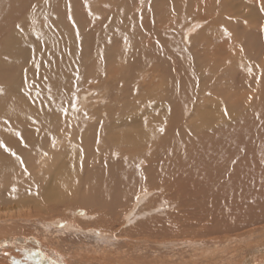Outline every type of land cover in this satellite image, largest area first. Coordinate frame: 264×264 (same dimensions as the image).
Returning a JSON list of instances; mask_svg holds the SVG:
<instances>
[{
    "label": "bare ground",
    "instance_id": "obj_1",
    "mask_svg": "<svg viewBox=\"0 0 264 264\" xmlns=\"http://www.w3.org/2000/svg\"><path fill=\"white\" fill-rule=\"evenodd\" d=\"M166 1L150 0L155 7L149 2L148 5L158 9L160 16L165 17L164 13L169 9L167 7L162 9L160 6H166ZM254 1L258 4L262 3V0ZM171 2L170 9H174V12L184 10L193 3L188 0H171ZM194 2L199 3L197 7L200 6V10L205 8L206 13L202 11L201 13L204 16L213 17V21L210 24L211 29L200 34V40H197L200 43L196 42L198 45H193L198 48L188 60L187 54H184L186 50L183 51L185 48L181 51L174 44L175 41L170 40L167 35L168 23L176 20V16L172 15L174 12H171L172 16L165 17L166 20L160 22L161 37L156 39L146 31L149 26L152 32V24L141 23L140 15L133 19L134 9L131 10L130 19L126 16L125 9L116 16H112L111 23L108 19L109 24L113 25L116 31L107 41L104 36L105 31L101 30L102 35L98 39V35L88 30L89 27L85 28L82 23L80 25L74 22L72 18L74 15L71 13H67V17L64 16V12L62 16L54 13L57 16L55 21H59L60 18V21H63L61 24L65 31L49 33L48 37L50 39L54 37V40L48 43L49 47L46 51L34 49L36 44L33 47L35 39L32 35L21 37L15 34L14 39L8 43L11 45H5L2 55L3 62L14 65L16 69L32 70L39 65L40 78L37 75L32 77L36 79L37 88L31 97L30 93L23 96L24 104L23 102L19 104L20 106L22 104V107H16L13 104L14 108L9 112L10 102H7L5 106L2 104L1 120H9L12 123L20 120L30 129L33 126L37 134V138L31 145L34 150L45 146L49 157L57 161L64 157L63 173L65 174L72 173L75 169L85 173V196L88 206L93 210L106 211L108 215L122 212L121 216L126 217L125 219L129 222L138 221L134 230L130 232L131 226L128 232L124 233L125 236L116 237V241L124 240L123 245L126 243V246L135 244V248L139 247L137 249L147 247L151 243L152 246L154 244L159 247L190 245L189 240L165 242L159 241L164 238L158 239L152 236V240H149L142 235L144 231L148 232V226H151L150 223L155 218L151 216L141 220L142 217L146 218L149 215L133 216L135 210L131 209L129 212L125 205L127 201L141 200L144 197L142 191L150 193L165 188L162 193L168 190L170 197L186 207L189 206L191 199L198 206L203 205L201 207L205 215L224 213L225 211L222 210L224 206L233 205L235 209L238 207L236 216L240 217V225H249L253 221L260 222L264 216L262 213L264 211V36H262L263 42L259 44L248 28L251 36L245 38L248 35L246 24L242 26V33L240 32L242 37L234 36L241 29L240 23L245 21L239 18L234 20V15L230 13L231 8H234L232 0H194ZM136 6L135 3L134 7ZM138 8L140 9L139 6ZM187 11V9L184 10L185 14L182 17L189 15ZM232 16L234 19H231ZM207 19L205 18L208 22ZM103 20H105L104 17L101 21ZM257 30L264 33V25ZM258 31L257 34H259ZM243 34L246 35L243 36ZM44 36L40 38L45 40ZM40 38L38 40L43 42ZM133 38L135 42H131ZM201 38H204V41ZM39 44L42 45V43ZM144 48L152 50L153 55L140 56ZM33 49L39 56L36 67H31L33 60L29 58L30 54L35 58ZM249 61L250 64L246 68H255L258 73L256 78L246 76L249 71L243 70L240 65ZM169 62L176 68L172 70L175 74V84L182 87L177 94L179 99L185 104H190L194 99L197 103H201L197 111L202 115L194 122L187 123L186 119L191 113L193 114L191 106L185 107L184 104L173 99L176 96L171 89L167 66ZM203 65H210L213 70L202 75L196 73L194 82L187 78L186 73L189 69H196ZM140 71L143 72L140 75L141 78L145 73L157 72V75L151 74L152 78H145L147 83L138 84L134 77L135 73ZM78 77H85V88H103L101 93L91 99L107 101H104L107 109L100 106L95 107L94 111L85 112L86 117L92 119L95 114L100 117L101 111L107 110L109 116L105 119L98 118L100 121L97 126L93 125V128H90L88 124L90 121H85V128L81 126L80 119L83 117L77 111L74 116L69 117L70 120L65 117V113L70 111L71 86H74V80ZM1 78L5 85V80L9 78L5 75ZM252 79L255 80L252 81ZM165 80H167V87L163 85ZM153 82L164 86L163 89L168 88L166 89L168 93L162 91L160 87L155 89H153L154 86L150 87ZM158 83L156 86H159ZM192 83L194 86L189 85ZM186 84L189 90L185 92ZM208 92L213 96L209 98V102L200 98ZM94 102L90 108L94 106ZM76 103L78 106L79 103ZM61 109L67 111L62 112ZM18 111L22 113L19 115ZM178 112L182 117L176 118ZM59 128L64 129L57 135ZM53 131L55 132L51 134ZM68 134L74 135L72 138L69 136L65 138ZM82 139H84L83 142ZM57 142L60 144L59 148L55 147ZM7 145L10 147L9 144ZM11 149L18 152L27 150L23 143L11 144ZM51 167H49L50 171H55V168ZM43 193L48 196L52 191L45 187ZM254 211H260L262 215ZM136 214L139 215L140 212ZM111 216L105 217L109 219ZM193 216L198 219L206 217L199 212H193L191 217ZM177 226L181 225L176 223L171 230L173 227L179 230ZM147 232H145L146 235H148ZM85 235V242L95 240L103 244L100 250L91 246L89 251H86L87 263L97 264L94 260H98L99 255L105 254L104 247L112 241L103 239L108 236L105 233L103 237H99L98 228L95 227H86ZM11 236L0 239V252L13 249L12 251L18 253L23 249L21 252L25 250L31 259L37 260L38 264H65L58 251L46 249L42 240L29 236L22 237V235ZM118 245L122 250L123 246L120 243ZM251 246L248 251L249 258L264 255L263 243ZM90 252L91 255H89ZM180 254L175 252L171 257L179 255L182 259L183 255ZM218 262L216 261L215 264ZM180 263L184 262L181 260ZM243 264L252 263L245 258Z\"/></svg>",
    "mask_w": 264,
    "mask_h": 264
},
{
    "label": "rangeland",
    "instance_id": "obj_2",
    "mask_svg": "<svg viewBox=\"0 0 264 264\" xmlns=\"http://www.w3.org/2000/svg\"><path fill=\"white\" fill-rule=\"evenodd\" d=\"M188 1H193V3H190L188 8H184V10H188L187 13H189V15L187 17H182L183 14H185L184 10H177L174 12V9H170V5L172 4L171 0L166 1V6H160V8L167 7V9L170 10L165 11L164 16L166 18H169L171 12H174L172 15L173 17L176 16V20H173V23H168L169 28L167 35L170 40L173 42L175 41L174 44L177 45L180 50L185 48L183 51L186 50V53H183L185 55L187 54V60L189 57L193 56L194 52H196L195 49L198 48V46L193 45H198L197 43H200V41L197 42V40H200V34L210 30L212 27L210 24L213 21V17L210 18L201 13V11L206 13V9L201 8L200 10V6L197 7V5H199L198 2L195 3L194 0ZM140 2L142 3L140 4ZM148 2L151 3L150 0H0V107H3V105L5 106L7 102H10L8 107L9 112L14 108L13 104L16 107H22L23 105L21 104L20 106L19 104L23 102V96H27L26 94L30 93L31 97L32 93H34L37 88L36 79L32 77L37 75V77L40 78V74H38L40 68L21 70L16 69L14 65L3 62L2 55L4 47L5 45H11L8 43L14 39L15 34H19L21 37L23 35H32L35 39L33 47H35L36 44L34 49L38 48L42 49V51H46L49 47L48 43L54 40V37L50 39L48 36L53 33V31H59V33L65 31L61 24L63 21H60L61 18L59 21H55V17L57 16L54 15V13H57L62 16V12H64L65 17H67V13L74 15V17H72L74 18L73 21L80 23V25L82 23L85 28L89 27L88 30L91 33L98 35V39L101 38V30L105 31L104 36L107 41L114 36L116 31L113 25L109 24L108 19L112 18V16H116L120 11L125 9V14L129 19L132 16L133 19L138 18V15H140L141 23L145 24V22H147L149 25L152 24V32L150 31L149 26L146 28V31L150 32L152 36L157 39L158 37H161L162 32L160 30V22L166 20V18L160 16L158 9L149 7L150 5H148ZM263 2L264 0H262V3L258 4L254 0H232L233 7L236 9L231 8L230 12L235 17L234 19L232 16L231 19L238 20L239 18L240 20L245 21L244 23H240L241 29L243 28L242 26L248 25V35L243 34V36L246 35L247 37L245 38H249L251 35L253 37L254 34V37H256L255 40H257L259 44L263 42L262 36H264L262 31L259 32L257 30L264 25ZM135 3L137 4L136 7H134ZM174 4L177 3L174 2ZM153 6L155 7V5ZM147 8H149V11H147ZM11 10L14 11L12 12ZM67 10H70V12H66ZM131 10H133L132 16L130 15ZM110 12L111 15H109ZM224 16L227 17L228 15ZM103 17L105 20L101 21ZM208 17L209 19H207ZM243 18L246 19L244 20ZM89 19H92V22H90ZM111 21L112 20L110 19V23ZM224 21H226L225 18ZM132 26L134 25L132 24ZM248 28L251 30L252 34L248 31ZM241 29L234 35L236 38L242 37L240 32L243 31V29ZM257 31L259 34H257ZM43 36L45 37V40L40 38ZM39 38L42 39L43 42L39 41ZM228 38H230V36H228ZM46 39H49V41H46ZM202 41H204V38ZM257 41L255 43H257ZM131 42H135L134 38L131 39ZM39 43H42V45ZM169 44L171 43L169 42ZM34 49L33 52L35 53V58L34 55H29V58L33 60L31 67H36L38 63L39 56ZM151 51L152 50L148 48H144L140 56H151L153 55ZM43 53L46 54L45 52ZM240 57L243 58L242 56ZM185 62L187 63L186 60ZM169 63L167 66L170 75L171 89H173V93L176 96L173 99L174 101L176 100L177 102L184 104L185 107L191 106L193 114L191 113L186 119L188 121L187 123L190 121L194 122L200 117V115H202V113L199 114V111H197V109H200L199 106L201 107V103H197L194 99L190 104H185V102L179 99L177 94L180 93L182 87L181 85L179 86V84H175V74L172 70L176 68L174 64ZM249 64L250 61L241 63L240 65L243 70H248L246 66ZM211 67L212 66L210 65H203L196 69H189L186 76L189 80L194 82V80H196V73H200V75L203 73H210L211 70H213ZM251 70V73L247 72L246 76L256 78V75L258 74L256 69L254 68ZM142 73V71L135 73L134 80L137 81L138 84L147 83L146 79L152 78L151 74L157 75V72H151L150 74L145 73L141 78L140 75H142ZM3 75L9 78L5 80V85L1 78ZM253 80L255 79H252V81ZM74 81V83L72 81L74 86H71V92L69 93L72 105L70 104L71 107L69 105L70 111L69 113H65V117L69 119V117L74 116V113L77 111V113L79 112L81 117H83L80 119L81 126L85 128V121H90L88 124L91 126L90 128H93L94 126H97L100 118L105 119L109 116L107 110L101 111L100 117H98V114H95V117L92 119L86 117L85 113L88 112V110L94 111L100 106L107 109V107H105L106 103L104 105L105 100L99 101V99H91L101 93L103 88H85V77L75 78ZM157 83L158 82L151 83L150 87L154 86L153 89H155V87H160L162 91L167 92L166 89L168 88L163 89L164 86L167 87L168 85L166 84L167 80L164 81L163 87L160 86L159 83V86H156ZM189 85L194 86L193 83ZM186 90H189L188 84L185 85V92ZM211 96L212 93L208 92L203 94L200 98L209 102L208 100H210L209 98ZM94 101L97 102V104ZM76 102L79 103L78 106H76ZM92 102H94V106L90 108ZM173 104L175 103L173 102ZM206 112L210 113L208 110H206ZM18 113L20 115L22 112L18 111ZM196 113H198V115ZM173 116H175L174 112ZM178 116L182 117L181 114L179 115V112L177 113L176 118H179ZM15 121L12 123L9 120H1L0 117V141H3L5 145L9 144L10 147L8 148H11V144L17 145L18 143H21L20 136H22L24 142L27 143V150L18 152L12 149V151L18 156L23 158L24 163L21 164L16 156L11 155L3 147H0V239L5 236L10 237L11 235H22V237L29 236L31 238L42 240L46 249L57 250L63 259L62 262L65 264H88V259L85 256L86 251H89L91 246L92 248H98V250L103 248L101 242L97 243L95 240H90L89 243L85 242L86 235H89H85V228L95 227L98 228L99 237H103V233H105L108 236L103 239H108L110 242L112 241L104 247L105 254L101 256L99 255L97 257L98 260H94L97 264H215L216 261H219L218 264H243L245 258L251 261L252 264H264V255H257V257L249 258L250 254L248 253L249 249L252 247L251 245L256 243L264 244V216L260 219V222L253 221L252 223H249V225H240V217L236 216V209L238 210V207L235 209L233 205H229V207L226 205L222 209L225 211L224 213L205 215L203 208L201 207L203 205L200 204L198 206L195 202H192V199L190 198L191 201H189V206L186 207L183 203L181 204L170 197V192L168 190L165 193H162L165 191V188L151 191L150 193L148 191H142L144 197L141 200L136 199L131 202L127 201L125 204L126 209L127 211L129 210V212L131 209L133 211L135 210L133 216L149 215L148 217L146 216V218L142 217L141 220H145L151 216H153L151 218H155L152 219L153 221L150 223L151 226H148V232L144 231L142 233V235L148 237L149 240H152V236L157 237L158 239L164 238L159 241L165 242L169 240H189L190 245L185 244L176 247L164 245L159 247L154 244L152 246L151 243L150 245L148 244L149 246L147 247L137 249L139 247L135 248L136 245L132 244V242H130L132 245L126 246V243L123 245L124 240L121 242L120 240L116 241V237L118 235L125 236L126 234L124 233H126V231L128 232L131 226L133 229L131 228L130 232L134 230L138 221H130V223L125 219L126 217L121 216L122 212H114L111 214L113 216H111L108 215L109 213L106 211L100 212L89 207L85 196V173L78 169H75L69 174L63 173L65 158L62 157L57 161L56 159L49 157L45 146L34 150L31 145L37 138L35 129L33 126H31L30 129L26 123L23 124L20 120ZM27 127L28 130H26ZM63 129L64 128H59L57 135L61 133ZM65 130L67 129L65 128ZM54 132L55 131L51 134ZM73 135L74 134L65 135V138L68 136L69 138H72ZM83 140L84 139L81 141L83 142ZM59 146L60 144L57 142L55 147L59 148ZM55 161L57 162L54 163ZM50 166L54 167L55 171H50ZM25 168L27 169L26 171ZM45 187L52 191L48 196L43 193ZM16 207L20 209H15ZM151 208L153 210H150ZM10 209H12L11 212ZM193 209L195 210L193 211ZM137 212H140V214L137 215ZM193 212L202 213L206 217L201 216L204 217L203 219H198V217L194 216L191 217ZM254 212L259 215L261 214L260 211ZM262 213H264V211ZM105 216H111V218L108 219ZM176 223L181 226L183 225V227L177 226L179 230H176L174 227L173 230H171V227ZM155 224L158 226L155 227ZM145 232H147L148 235H146ZM196 240L197 242H195ZM118 243L123 246L122 250ZM191 243L196 245H191ZM12 250L13 249H6L0 252V264H11V262L12 264H38L37 260L31 259V256L26 253L25 250L21 252L23 250L21 249L19 252L17 251L18 253ZM175 252L176 254L182 253V259H180L181 256L179 255L173 256L172 258L171 255ZM245 253L246 255H244ZM26 254H28V256ZM89 255H91V252ZM105 255L107 259L105 258ZM181 260L184 263H180Z\"/></svg>",
    "mask_w": 264,
    "mask_h": 264
},
{
    "label": "snow or ice",
    "instance_id": "obj_3",
    "mask_svg": "<svg viewBox=\"0 0 264 264\" xmlns=\"http://www.w3.org/2000/svg\"><path fill=\"white\" fill-rule=\"evenodd\" d=\"M225 31H227V30H225ZM229 35H230V34H229ZM242 50H243V49L241 48V51H242ZM38 67H39V65H37V68H38ZM248 71H249V73H251V71H252L251 68H249ZM61 111H62V112H66L67 110H65V109H61ZM161 131H163V129H161ZM20 141H21V143H23L24 147L26 148V147H27V143L24 142L22 136H20ZM0 147H3V148H4L6 151H8L11 155L16 156L17 160H19L21 164L24 163L23 158L20 157V156H18L14 151H12L11 148H8V146L5 145L3 141H0ZM26 170H27V169L25 168V171H26Z\"/></svg>",
    "mask_w": 264,
    "mask_h": 264
}]
</instances>
